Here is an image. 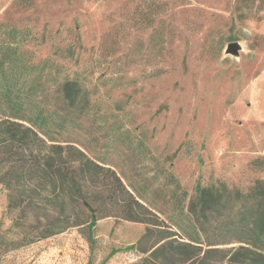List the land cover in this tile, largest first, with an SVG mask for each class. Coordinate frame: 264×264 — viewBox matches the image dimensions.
<instances>
[{
    "label": "rangeland",
    "instance_id": "obj_1",
    "mask_svg": "<svg viewBox=\"0 0 264 264\" xmlns=\"http://www.w3.org/2000/svg\"><path fill=\"white\" fill-rule=\"evenodd\" d=\"M10 29L27 31L32 65L48 62L47 103L69 120L59 141L103 159L161 220L184 210L192 221L197 187L247 192L264 179V0H0V42ZM68 79L87 93L81 116L58 102ZM87 191L92 239L87 213L86 225L32 242L0 184V264H162L154 228L128 221L102 186ZM230 240L207 264H234Z\"/></svg>",
    "mask_w": 264,
    "mask_h": 264
},
{
    "label": "trees",
    "instance_id": "obj_2",
    "mask_svg": "<svg viewBox=\"0 0 264 264\" xmlns=\"http://www.w3.org/2000/svg\"><path fill=\"white\" fill-rule=\"evenodd\" d=\"M26 32L10 29L9 41L0 42V184L9 194V210L19 211L16 228L35 242L86 225L88 213L92 239L97 217L86 190L102 186L110 202L125 201L128 221L156 230L147 236L158 233L162 245L152 254L162 264L175 258L180 264H207L221 252L215 248L221 238L240 244L230 262L264 264V179L247 192L225 184L197 187L187 211L192 221L184 210L175 221L161 220L126 190L103 159L90 158L71 140L59 141L69 120L47 103L48 62L32 65L21 51ZM57 87L65 115L78 111L81 116L89 102L79 81L63 80Z\"/></svg>",
    "mask_w": 264,
    "mask_h": 264
},
{
    "label": "water",
    "instance_id": "obj_3",
    "mask_svg": "<svg viewBox=\"0 0 264 264\" xmlns=\"http://www.w3.org/2000/svg\"><path fill=\"white\" fill-rule=\"evenodd\" d=\"M240 45L236 42H233L232 44H229L226 52L230 55H238L240 52Z\"/></svg>",
    "mask_w": 264,
    "mask_h": 264
}]
</instances>
